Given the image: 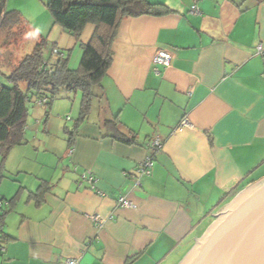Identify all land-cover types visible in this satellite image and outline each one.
<instances>
[{
    "label": "crops",
    "instance_id": "crops-1",
    "mask_svg": "<svg viewBox=\"0 0 264 264\" xmlns=\"http://www.w3.org/2000/svg\"><path fill=\"white\" fill-rule=\"evenodd\" d=\"M148 1L170 13L122 21L112 65L71 142L80 93L33 105L26 143L0 170V199L14 201L3 220L0 264H179L212 214L264 178V59L257 53L264 0ZM52 29L48 45L77 69L95 26L79 41ZM160 50L174 60L157 74ZM184 119L192 128L179 129ZM108 121L115 127L106 128ZM154 136L163 149L138 186ZM84 172L96 179L94 188ZM121 197L135 208L120 207ZM91 214L105 220L102 230Z\"/></svg>",
    "mask_w": 264,
    "mask_h": 264
},
{
    "label": "trees",
    "instance_id": "trees-1",
    "mask_svg": "<svg viewBox=\"0 0 264 264\" xmlns=\"http://www.w3.org/2000/svg\"><path fill=\"white\" fill-rule=\"evenodd\" d=\"M47 7L54 25L72 34L77 41L87 25H94L95 32L90 42L82 45L83 58L77 69H71L64 57L55 64L50 63V54L55 47L48 45L45 38L36 44L31 54L12 66L9 74H4L0 69V170L4 168L12 149L26 143V127L36 101L46 100L45 105H51L63 91L81 94L75 128L71 133L68 131L71 142L74 131L91 111L96 88L101 85L112 65L113 44L122 21L170 13L163 5L152 4L148 0H49ZM3 32L20 42L28 40L33 32L20 11L7 8V0H0V36ZM47 48L50 53L45 56L44 50ZM46 61L47 67L41 68ZM115 125L108 121L106 128L111 129ZM114 136L124 143H134V139L130 140L118 132ZM45 187H41L40 194ZM13 202L8 201V206L0 210V223L3 224ZM5 237L3 231L1 245Z\"/></svg>",
    "mask_w": 264,
    "mask_h": 264
},
{
    "label": "water",
    "instance_id": "water-1",
    "mask_svg": "<svg viewBox=\"0 0 264 264\" xmlns=\"http://www.w3.org/2000/svg\"><path fill=\"white\" fill-rule=\"evenodd\" d=\"M179 264H264V178L240 191Z\"/></svg>",
    "mask_w": 264,
    "mask_h": 264
},
{
    "label": "rangeland",
    "instance_id": "rangeland-1",
    "mask_svg": "<svg viewBox=\"0 0 264 264\" xmlns=\"http://www.w3.org/2000/svg\"><path fill=\"white\" fill-rule=\"evenodd\" d=\"M48 2L49 0H7V8L20 11L26 22L32 27L33 32L29 35L28 40L22 42L15 40L13 37H7L5 32L1 33L0 69L4 74H9L12 66H16L33 52L41 36L47 38L49 34L56 32L55 30L52 31L54 22L52 14L47 7ZM49 53V48L44 50L45 56H48ZM61 94H63L62 96L67 95L65 91ZM64 121L66 122V120ZM67 124L68 122H66V126ZM68 128H70L69 132L71 133L72 124H69Z\"/></svg>",
    "mask_w": 264,
    "mask_h": 264
},
{
    "label": "built area",
    "instance_id": "built-area-1",
    "mask_svg": "<svg viewBox=\"0 0 264 264\" xmlns=\"http://www.w3.org/2000/svg\"><path fill=\"white\" fill-rule=\"evenodd\" d=\"M192 11L194 13H197V6L194 5L192 7ZM257 53L264 59V48L262 45H259L257 47ZM64 55L63 53L58 50L54 49L52 53L50 54V63H57L59 59L63 58ZM174 60V54L169 51V50H160L156 53L154 59H153V70L157 73L160 74L159 67L163 68H168L171 66L172 62ZM48 65V62H44L41 68H46ZM264 78V74L262 75ZM46 104V100H38L36 101V105L38 106H43ZM66 120L70 121L71 118L70 116L66 117ZM186 128H192V125L188 121V119H184L180 126L179 129H186ZM148 149L150 150V155L146 158L144 161L143 165L141 168L138 169L137 171V182L136 184L138 186L141 185L140 179L142 177H149L152 175L154 164H155V159L158 153L163 149V141L159 136H154L151 140L150 143L147 145ZM73 152V150H70V154ZM81 179L89 182V184L94 188V184L96 183V179L90 175L87 172H84L81 174ZM8 200L6 199H0V210L4 209L8 206ZM118 205L123 208H128V209H134L135 205L129 201L125 197H121L118 201ZM87 217L94 223L98 231L102 230L105 224V220L98 214H91L87 215ZM3 234V224L0 223V238L2 237ZM5 248L3 245H0V252L5 253ZM65 264H80V258H68L65 261Z\"/></svg>",
    "mask_w": 264,
    "mask_h": 264
}]
</instances>
